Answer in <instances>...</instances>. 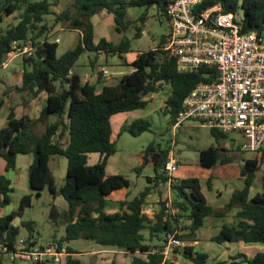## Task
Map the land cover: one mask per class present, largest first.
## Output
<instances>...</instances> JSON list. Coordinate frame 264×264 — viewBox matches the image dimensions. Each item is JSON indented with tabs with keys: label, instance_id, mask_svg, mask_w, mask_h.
Segmentation results:
<instances>
[{
	"label": "trees",
	"instance_id": "1",
	"mask_svg": "<svg viewBox=\"0 0 264 264\" xmlns=\"http://www.w3.org/2000/svg\"><path fill=\"white\" fill-rule=\"evenodd\" d=\"M171 0H73L71 6L55 14L52 7L58 0H0V69L13 47L22 49L30 44L31 53L22 58L21 85L15 89L32 98L44 94V105L38 111L37 120L46 123L45 131L37 136L31 131L32 120L19 117L13 108H9L6 125L0 128V158L4 161V172L13 171L18 155L32 154L33 159L28 167L27 179L32 191L40 192L45 188L54 196H61L67 205L63 211L66 216L65 234L58 244H69L71 241L84 240L94 243L101 250L121 251L131 256L129 264H172L163 254L169 237L181 243L196 242V233L208 217L223 219L235 210L234 224H222L218 234L211 241L221 244L244 243L264 245V172L261 176L262 191L250 196L256 174L264 165V154H257L252 159L243 160L239 178L243 185L232 192L228 202L221 208L210 206L201 190L197 177H176L169 184L174 198L170 207L162 202L157 212L150 216L143 213L147 198L155 188H162L168 183L164 174V164L169 145L161 149L149 144L142 152V164L134 171L141 172L144 165H151L153 177L146 180L152 186L145 188L137 196L117 201V211L107 213V196L116 190L128 189L130 182L121 175H107L108 158L115 154V141L112 139L111 118L120 113L143 109L149 103L148 97L168 88L169 94L164 100L162 113L170 118V126L181 110L184 98L200 82H211L215 71L202 67L191 74L176 72V61L168 55L166 47L169 33L162 36L158 45L148 51L139 52L130 64H125L124 55L131 52V42L122 38L112 43L105 38H94L92 18L105 11L113 18L114 31L124 33L132 23L126 19L128 8L154 7L157 16L168 22L166 10ZM218 6L221 13H234L239 17L241 31L244 33H264V0H202L197 10ZM22 9L19 21L15 26L3 29L5 18ZM54 16V24L65 22L68 29L77 31L80 38L76 46L57 56V41L49 40V30L44 23L46 16ZM135 37H140L141 27H135ZM86 55L89 64L99 61L103 55V65L109 57H118L122 66H129L132 71L116 77L115 82L102 78L98 84L83 81L74 71V67ZM91 55L93 58L91 59ZM103 69H105L103 67ZM2 101L0 100V106ZM56 121L48 124L49 117ZM148 119H135L123 123L118 135L128 133L138 137L149 131ZM216 142L228 135L216 129H209ZM67 136L63 145L57 139ZM218 147H208L200 152L199 162L204 169L213 168L218 162L229 163L230 159L220 157ZM99 154L100 159L88 165V154ZM63 157L67 161L63 185L58 189L49 169L52 157ZM212 176L206 180V187L212 189ZM11 182L0 174V208L11 203ZM31 203V195L20 200L18 211L0 216V242L9 249L16 248V242L24 239L28 248H33L34 222L15 220L23 215ZM50 217L57 223L59 212L51 206ZM183 222L181 226L180 223ZM20 227L27 231V237H20ZM147 231L148 237L143 234ZM185 245V244H184ZM27 248V249H28ZM176 248L169 257L181 254L192 264H206L208 255L196 252L192 246H183L182 252ZM68 256L61 264H81L73 258L75 249L67 245ZM8 259L0 253V264ZM15 264V262H10ZM264 264V251H258L252 258L238 253L229 257V261H217L215 264ZM32 264H50L35 262ZM115 264V262H111Z\"/></svg>",
	"mask_w": 264,
	"mask_h": 264
},
{
	"label": "rangeland",
	"instance_id": "2",
	"mask_svg": "<svg viewBox=\"0 0 264 264\" xmlns=\"http://www.w3.org/2000/svg\"><path fill=\"white\" fill-rule=\"evenodd\" d=\"M36 2L40 0H29ZM49 2L54 0H47ZM73 0H58V4L52 7L55 14L60 13L66 8L71 6ZM22 9L15 12L12 16L5 18L2 24L3 29L15 26L19 21V16ZM44 23L49 30V40L57 41V56L62 55L65 51L73 49L80 34L77 31L68 29V24L65 22L54 24V16H46ZM126 19L132 23L124 33L117 34L114 31L113 18L105 11L100 12L92 18L94 25V38L97 41L99 38H105L112 43H118L122 38H127L131 42V52L124 55L125 64H130L139 52H145L155 48L162 36L169 33V24L163 17L157 16L154 7H132L127 9ZM135 27H141L140 37L136 38ZM27 47L30 49L28 42ZM28 49V50H29ZM26 52L18 51L16 54H9L0 69V128L6 125V116L9 108H13L16 112L17 118L27 116L32 120L31 131L33 134L39 136L45 131L46 123H41L37 120L38 111L44 105V94L38 98H32L26 93L18 92L15 88L21 85L22 74V58L28 56ZM91 59L93 55L90 56ZM103 55L99 56V61L94 64V68L89 64V59L86 55L81 56L74 71L79 74L83 81L91 84H97V89L101 87L98 82H103L102 78L98 76V71L103 67L109 72L106 81L114 82L117 73L128 74L132 71L129 66H122V61L118 57H109L108 63L103 65ZM169 90L167 87L158 93L148 97L149 103L143 109L130 112L125 118V123H130L135 119H148L150 122L149 131L142 133L138 137H132L128 133L118 135L119 127L115 125L119 119L124 118L122 115H116L111 119L114 126L112 139L115 141L116 152L110 156L107 161L106 174L107 175H121L127 178L130 182L128 189L116 190L107 196L108 210L112 209L110 205L117 206L115 200L123 198L127 195L128 199H132L142 192L145 188L152 186L148 183L146 178L153 177L154 171L151 165H144L140 173L134 171L135 168L142 164L141 155L144 149L149 144L164 149L174 142V149L176 157L179 161V169L176 173L181 177H197L200 180L201 190L204 194L207 203L213 208H222L229 200L232 192L240 189L243 185L239 178L242 168L243 160L252 159L255 157L253 154L243 153L239 150L243 138L239 133H232L225 139L216 142L214 137L211 136L210 131L206 127L200 126L196 122H186L176 130L170 126V118L168 115L162 113L164 100L167 98ZM2 113V116H1ZM56 121V118L51 116L48 119V124ZM63 145L67 143L66 134L57 139ZM218 147L220 157L230 159L229 163L218 162L211 169H204L200 166L199 155L200 152L208 147ZM33 159L32 154L18 155L16 158V167L13 171L4 172V161L0 158V174L5 175L11 182L12 192L10 193L11 203L8 206L0 208V216L6 214H15L20 205V200L25 195H31V203L23 211V215L17 218L16 224L20 226L21 221L34 222V240L37 244L52 241L53 239L59 240L65 234L64 225L66 224V216L63 211L66 210L67 205L61 196L54 197L47 188L40 192L32 191L28 185L27 172L28 167ZM100 159L99 154H88V165L95 164ZM67 161L63 157H52L49 162V169L54 178V185L58 189L63 185L66 174ZM264 172V165L261 170L256 174L253 185L251 187L250 196L262 191L261 176ZM212 176V189L209 191L206 187V180ZM151 196L148 197V202L145 206L151 212H157L160 204L165 202L166 206H170L171 200L174 195L171 193L169 186L166 184L162 188H155L152 190ZM55 205L59 212L57 223H53L50 217L51 206ZM233 212V211H232ZM63 215V218H60ZM226 222H224L225 224ZM181 226L183 222L180 223ZM222 220L213 217H208L203 221V226L196 233V242H184V246H192L198 253H206L208 259L206 264H215L217 261H229V257L239 251L238 249L244 246H251L253 244L244 243H230V244H217L211 241V238L216 236L222 226ZM147 238V231L143 232ZM20 237L26 238L27 231L20 227ZM69 246L76 251H83L86 254L80 257L84 264H110L108 256L98 258L97 262L92 261L91 252L100 250L99 246L94 243L84 240H76L69 242ZM240 248V249H241ZM182 252L181 249H177ZM125 256L119 254V259ZM123 258V257H122ZM129 259V257H128ZM170 263L177 262L178 264H192L184 259L182 255L174 254L169 257ZM50 264L51 259L49 261ZM4 264H12L8 259ZM15 264H28L26 261L16 259Z\"/></svg>",
	"mask_w": 264,
	"mask_h": 264
},
{
	"label": "built area",
	"instance_id": "3",
	"mask_svg": "<svg viewBox=\"0 0 264 264\" xmlns=\"http://www.w3.org/2000/svg\"><path fill=\"white\" fill-rule=\"evenodd\" d=\"M201 2L171 0L166 10L169 24L166 50L176 61V72L191 74L202 67L215 71L213 81L198 83L184 98L172 129L196 122L227 135L236 132L243 138L241 152L264 154V33L242 32L239 17L221 13L218 6L197 10ZM28 49L14 46L9 54L18 51L30 54L31 48ZM101 71L107 79L109 72L103 68ZM178 169L179 161L171 141L164 164L168 186ZM143 213L152 214L147 206ZM183 246L184 243L169 237L163 251L165 259L170 262V251ZM27 248L24 239L16 242L14 250L0 242V253L10 262L20 259L32 264L51 259L53 264H61L69 255L65 243L53 240Z\"/></svg>",
	"mask_w": 264,
	"mask_h": 264
},
{
	"label": "crops",
	"instance_id": "4",
	"mask_svg": "<svg viewBox=\"0 0 264 264\" xmlns=\"http://www.w3.org/2000/svg\"><path fill=\"white\" fill-rule=\"evenodd\" d=\"M133 61V60H132ZM121 74H124V73H117V75H121ZM115 82V81H114ZM102 83V82H101ZM107 83H108V81H107ZM102 85V84H101ZM44 98H45V96H44ZM16 112V111H15ZM130 112H128V113H120V114H117V115H122L124 118H122V119H119V120H117L116 122H114L115 123V125L117 126V127H121L122 126V124L123 123H125V118L127 117V115L129 114ZM1 116H2V113H1ZM114 116H116V115H114ZM113 116V117H114ZM112 117V118H113ZM111 118V119H112ZM111 121V120H110ZM111 126H112V129L114 130V126H113V124H112V122H111ZM119 127V128H120ZM112 130V131H113ZM177 177H180V176H178L177 175ZM181 178H184V177H181ZM151 196V195H150ZM149 196V197H150ZM124 197H125V195H124ZM124 197L123 198H119V199H116L115 200V202H117V201H120V200H123L124 199ZM206 199V198H205ZM147 200H148V198H147ZM146 200V202H148ZM207 201V200H206ZM228 202V201H227ZM226 204V203H225ZM111 207H112V209H109L108 210V208H106V212L107 213H114V212H116L117 211V206H115V204H113V206L112 205H110ZM67 209V208H66ZM217 209H221V207L220 208H217ZM234 215H235V210H233V212L231 211L230 213H228L226 216H225V218H223V219H221L222 220V223L224 224V222H226L225 224H229V225H231V224H234V222H235V219H234ZM17 220V219H16ZM16 220H15V224H16ZM193 244V243H192ZM66 245H69V244H66ZM241 248V247H240ZM238 249L239 251H235V253H233V255H231V256H234V255H236V254H238V253H241V254H243V255H245L247 258H252L254 255H255V253L256 252H258V251H264V245H258V244H253V245H251V246H244L243 248H241V249ZM76 252H78L77 254H74L73 255V258H75V259H78L80 262H81V264H84L83 263V261L80 259V257L81 256H83V254H86V253H84L83 251H76ZM119 254H124L123 252H121V251H114V250H94L93 249V251L91 252V255H92V261L93 262H97V260H98V258H100V257H102V256H108L110 259L108 260V263H110L111 264V262H115V264H129V262H130V260H131V256L130 255H126V254H124L125 256H122L120 259H119ZM128 257H129V259H128ZM242 264H246V263H242Z\"/></svg>",
	"mask_w": 264,
	"mask_h": 264
},
{
	"label": "water",
	"instance_id": "5",
	"mask_svg": "<svg viewBox=\"0 0 264 264\" xmlns=\"http://www.w3.org/2000/svg\"><path fill=\"white\" fill-rule=\"evenodd\" d=\"M60 218H63V215Z\"/></svg>",
	"mask_w": 264,
	"mask_h": 264
}]
</instances>
